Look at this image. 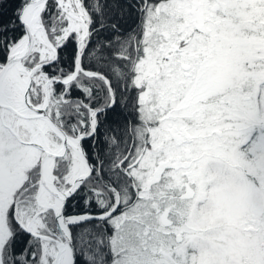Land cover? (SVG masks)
<instances>
[{
  "label": "snow or ice",
  "instance_id": "6c2138e0",
  "mask_svg": "<svg viewBox=\"0 0 264 264\" xmlns=\"http://www.w3.org/2000/svg\"><path fill=\"white\" fill-rule=\"evenodd\" d=\"M0 264H264V0H0Z\"/></svg>",
  "mask_w": 264,
  "mask_h": 264
}]
</instances>
